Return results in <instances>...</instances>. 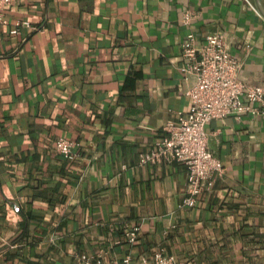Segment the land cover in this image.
Instances as JSON below:
<instances>
[{
	"label": "crops",
	"instance_id": "crops-1",
	"mask_svg": "<svg viewBox=\"0 0 264 264\" xmlns=\"http://www.w3.org/2000/svg\"><path fill=\"white\" fill-rule=\"evenodd\" d=\"M5 20L0 264L151 258L158 248L183 264H264V106L206 124L224 174L194 207L182 206L183 163L141 161L189 111V32L197 43L219 33L240 78L264 86L255 0H14ZM59 137L74 143L73 159L57 153Z\"/></svg>",
	"mask_w": 264,
	"mask_h": 264
},
{
	"label": "built area",
	"instance_id": "built-area-1",
	"mask_svg": "<svg viewBox=\"0 0 264 264\" xmlns=\"http://www.w3.org/2000/svg\"><path fill=\"white\" fill-rule=\"evenodd\" d=\"M13 1L0 0V27L6 23L5 14ZM194 15L193 10L186 11L183 22L188 24ZM11 32H16V29ZM181 42L184 63L180 71L184 80L190 83L185 91L190 101L189 111L164 125V137L154 150L141 155V161L183 163L187 169V185L182 206L191 208L196 206L199 195L210 190L224 174L222 161L208 147L206 124L212 119L258 114L262 110L255 105L264 106V86L252 85L240 78L241 62L219 33L207 34L201 43H197L194 33L189 32ZM73 148L74 143L66 138L56 140L55 149L66 160L74 158ZM138 230V227H133L127 233L130 243L136 240ZM80 263L183 264L160 248L151 258L135 259L128 254L121 259L104 262L84 255Z\"/></svg>",
	"mask_w": 264,
	"mask_h": 264
},
{
	"label": "water",
	"instance_id": "water-1",
	"mask_svg": "<svg viewBox=\"0 0 264 264\" xmlns=\"http://www.w3.org/2000/svg\"><path fill=\"white\" fill-rule=\"evenodd\" d=\"M255 2H256V4L258 5V6H260V11H261V13H262V15H263V17H264V7L263 6H261V1L260 0H255Z\"/></svg>",
	"mask_w": 264,
	"mask_h": 264
},
{
	"label": "rangeland",
	"instance_id": "rangeland-1",
	"mask_svg": "<svg viewBox=\"0 0 264 264\" xmlns=\"http://www.w3.org/2000/svg\"><path fill=\"white\" fill-rule=\"evenodd\" d=\"M260 1H261L262 5L264 6V0H260Z\"/></svg>",
	"mask_w": 264,
	"mask_h": 264
}]
</instances>
